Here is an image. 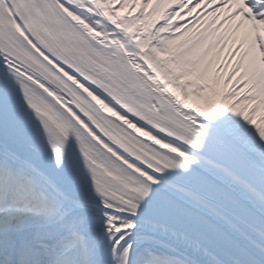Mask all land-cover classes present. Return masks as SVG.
<instances>
[{"label":"snow or ice","instance_id":"snow-or-ice-1","mask_svg":"<svg viewBox=\"0 0 264 264\" xmlns=\"http://www.w3.org/2000/svg\"><path fill=\"white\" fill-rule=\"evenodd\" d=\"M0 264H264V0H0Z\"/></svg>","mask_w":264,"mask_h":264}]
</instances>
